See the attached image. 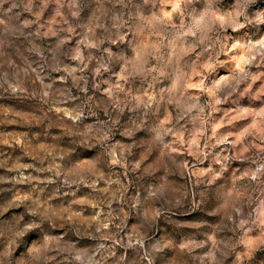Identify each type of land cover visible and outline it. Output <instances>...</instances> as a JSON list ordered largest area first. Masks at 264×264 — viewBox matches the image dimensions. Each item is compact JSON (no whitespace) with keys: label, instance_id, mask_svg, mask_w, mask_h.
Here are the masks:
<instances>
[{"label":"clouds","instance_id":"1","mask_svg":"<svg viewBox=\"0 0 264 264\" xmlns=\"http://www.w3.org/2000/svg\"><path fill=\"white\" fill-rule=\"evenodd\" d=\"M0 264H264V0H0Z\"/></svg>","mask_w":264,"mask_h":264}]
</instances>
